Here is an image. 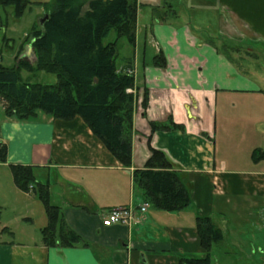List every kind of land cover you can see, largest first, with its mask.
<instances>
[{"label": "crops", "instance_id": "0c3cea01", "mask_svg": "<svg viewBox=\"0 0 264 264\" xmlns=\"http://www.w3.org/2000/svg\"><path fill=\"white\" fill-rule=\"evenodd\" d=\"M51 1L31 0L42 8ZM137 4L134 44L119 39L116 57L118 69L131 68L134 76L130 167L118 162L80 117L64 121L38 112L28 121H0V142L7 146V162L0 166L7 177H12L9 164L34 166L36 177L49 183L51 203L89 246H43L39 231L47 217L40 200L11 181L15 198L2 205L7 216L0 219V264H180L205 256L196 214L209 216L223 233L210 264L235 259L260 264L253 240L245 253L247 242L236 234L227 240L223 231L228 224L236 231L264 229V159L251 158L254 149L264 150V0ZM222 45L232 49V60L218 51ZM160 52L164 68L152 63ZM259 59L260 72L249 70ZM168 117L182 127L151 133L150 122L168 123ZM149 146L164 151L182 172L190 205L173 212L148 206L130 226H104L102 217L111 208L132 205L138 211L145 203L132 174L144 167Z\"/></svg>", "mask_w": 264, "mask_h": 264}, {"label": "trees", "instance_id": "16d2710c", "mask_svg": "<svg viewBox=\"0 0 264 264\" xmlns=\"http://www.w3.org/2000/svg\"><path fill=\"white\" fill-rule=\"evenodd\" d=\"M31 4V0H0V7L11 6L17 18ZM41 5L47 18L41 26L34 24L29 34L35 64L18 56L12 67L0 63L4 117L28 121L38 112L64 121L80 117L118 162L130 167L135 101L130 90L134 76L125 69H118L116 57L120 38L134 44L137 0H52ZM153 17L157 19V11ZM111 31L115 33L114 40L104 43ZM208 42L214 44L212 40ZM230 50L223 45L218 49L232 60ZM152 63L164 68V55L157 53ZM21 69L30 76L39 70L53 73L56 82H31L30 78L22 77ZM141 106L145 110L146 93ZM149 124L151 133L182 127L174 124L171 117L168 123ZM147 139L149 141L150 136ZM149 151L144 167L133 171V188L152 208L167 212L187 208L190 191L182 172L174 168L164 151L150 146ZM251 158L263 160L264 150L254 149ZM6 162L7 146L0 142V163ZM8 166L16 187L23 192H33L42 203L47 223L40 228V243L45 247H88V242L68 225L60 207L51 203L49 183L36 177L34 166ZM195 227L205 256L183 258L180 264H210L213 245L223 239L221 229L207 215L196 214Z\"/></svg>", "mask_w": 264, "mask_h": 264}, {"label": "rangeland", "instance_id": "374dc122", "mask_svg": "<svg viewBox=\"0 0 264 264\" xmlns=\"http://www.w3.org/2000/svg\"><path fill=\"white\" fill-rule=\"evenodd\" d=\"M208 6H211L210 4ZM44 10L42 7L31 4L30 7H28L22 16L15 17L13 8L11 6L7 7H0V63L3 66L6 67H12L16 63L15 57L18 56V58H23L30 62L31 64H35V55L32 52V49L29 45V34L31 32V29L33 28L34 24L39 26V18L42 17L44 14ZM200 11H194V14H199ZM191 15V14H190ZM193 15V14H192ZM28 38V39H27ZM115 33L114 31H111L108 36L104 39V43L114 40ZM119 41H127L126 38L122 37ZM258 48V47H257ZM152 48L148 51V54L151 57L152 54ZM151 52V53H150ZM237 58V57H236ZM261 58V57H260ZM252 60V59H251ZM238 63L242 65L241 60H238ZM261 59L259 61L254 60L252 62V65L254 71L261 70ZM259 63V65H258ZM21 75L23 78H30L31 82H40L44 84H54L56 82V75L50 72H45L43 70H39L32 74H30L21 69ZM4 105V102L0 99V121L4 118V114L2 111V107ZM220 105V104H219ZM7 168L4 166H0V219L4 220L7 216L6 209L2 207V205H6L7 203H13L14 202V195L12 190V182L13 178L11 176L7 177ZM11 172V171H10ZM10 174V173H9ZM14 182V181H13ZM16 186V185H15ZM13 199V201H12ZM38 200V198H37ZM41 203V202H40ZM3 205V206H4ZM40 205V210H43L42 203ZM34 228V227H32ZM224 235L227 236V240H233V236L235 237V234L237 236L238 240H243L244 242H247V248H243L242 250L245 253L251 252L253 249L250 248V242L253 240L254 243V250H255V259L260 264L264 263V229L262 225H255V226H249L245 227L241 231L234 230V227L230 224H228L227 231L224 229ZM7 235V234H6ZM16 240H19L20 233L19 230H17L15 236ZM252 238V239H250ZM223 248L227 247L226 244L222 245ZM216 250V249H215ZM233 249L232 251H234ZM218 255L222 254L223 252H215ZM234 264H251L249 261H241L234 260Z\"/></svg>", "mask_w": 264, "mask_h": 264}, {"label": "built area", "instance_id": "2783aa9c", "mask_svg": "<svg viewBox=\"0 0 264 264\" xmlns=\"http://www.w3.org/2000/svg\"><path fill=\"white\" fill-rule=\"evenodd\" d=\"M128 74H132V69L128 68L125 70ZM148 204L144 203L138 211L132 205L120 206L112 208L103 218L102 224L104 226H110L112 224H123L130 226L132 223L137 222V212L144 213L147 209Z\"/></svg>", "mask_w": 264, "mask_h": 264}, {"label": "water", "instance_id": "95a60500", "mask_svg": "<svg viewBox=\"0 0 264 264\" xmlns=\"http://www.w3.org/2000/svg\"><path fill=\"white\" fill-rule=\"evenodd\" d=\"M46 18H47V14H44L42 17H40L39 18V24L42 25Z\"/></svg>", "mask_w": 264, "mask_h": 264}]
</instances>
